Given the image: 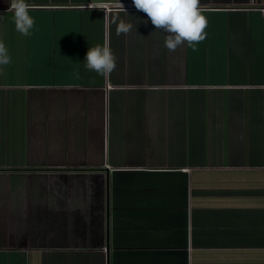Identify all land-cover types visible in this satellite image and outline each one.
<instances>
[{
  "label": "crops",
  "instance_id": "1",
  "mask_svg": "<svg viewBox=\"0 0 264 264\" xmlns=\"http://www.w3.org/2000/svg\"><path fill=\"white\" fill-rule=\"evenodd\" d=\"M26 2L28 36L0 0V264H264V0H200L173 52L133 0Z\"/></svg>",
  "mask_w": 264,
  "mask_h": 264
},
{
  "label": "clouds",
  "instance_id": "2",
  "mask_svg": "<svg viewBox=\"0 0 264 264\" xmlns=\"http://www.w3.org/2000/svg\"><path fill=\"white\" fill-rule=\"evenodd\" d=\"M133 4L138 11L147 15L156 30L166 33L164 47L170 52L185 43L196 51L197 45L206 39L208 21L202 14L204 9L200 0H133ZM31 7L26 0H9L7 11L13 13L15 29L24 36L30 35L35 24L29 15ZM112 23L116 24L117 35H127L133 27L119 17ZM84 61L88 70L107 77L115 70L117 57L105 41L103 45L89 47ZM10 63L8 50L3 40H0V66Z\"/></svg>",
  "mask_w": 264,
  "mask_h": 264
},
{
  "label": "built area",
  "instance_id": "3",
  "mask_svg": "<svg viewBox=\"0 0 264 264\" xmlns=\"http://www.w3.org/2000/svg\"><path fill=\"white\" fill-rule=\"evenodd\" d=\"M117 6H118V5H117ZM127 6H129V7H130V6H132V4L130 3V4H129V5H127ZM108 8L110 9V5L108 6Z\"/></svg>",
  "mask_w": 264,
  "mask_h": 264
}]
</instances>
